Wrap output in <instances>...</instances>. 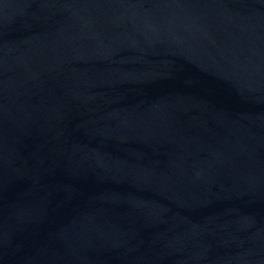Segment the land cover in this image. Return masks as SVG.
Returning a JSON list of instances; mask_svg holds the SVG:
<instances>
[{"label": "water", "instance_id": "obj_1", "mask_svg": "<svg viewBox=\"0 0 264 264\" xmlns=\"http://www.w3.org/2000/svg\"><path fill=\"white\" fill-rule=\"evenodd\" d=\"M0 264H264V0H0Z\"/></svg>", "mask_w": 264, "mask_h": 264}]
</instances>
